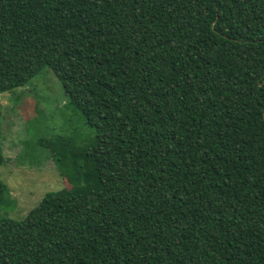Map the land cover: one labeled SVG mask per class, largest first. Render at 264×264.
I'll return each mask as SVG.
<instances>
[{
  "label": "trees",
  "instance_id": "16d2710c",
  "mask_svg": "<svg viewBox=\"0 0 264 264\" xmlns=\"http://www.w3.org/2000/svg\"><path fill=\"white\" fill-rule=\"evenodd\" d=\"M46 68L89 191L0 218V264H264V0H0V95Z\"/></svg>",
  "mask_w": 264,
  "mask_h": 264
},
{
  "label": "rangeland",
  "instance_id": "374dc122",
  "mask_svg": "<svg viewBox=\"0 0 264 264\" xmlns=\"http://www.w3.org/2000/svg\"><path fill=\"white\" fill-rule=\"evenodd\" d=\"M68 98L50 68L43 70L26 87L0 95V123L6 162L0 166V182L9 195L0 208V218L21 221L50 192L63 188L82 189V157L58 166L42 139L57 134H74L83 144L95 134L85 117L67 107Z\"/></svg>",
  "mask_w": 264,
  "mask_h": 264
}]
</instances>
